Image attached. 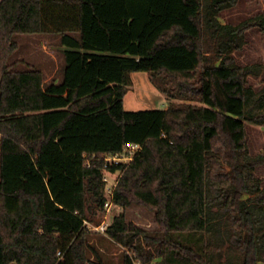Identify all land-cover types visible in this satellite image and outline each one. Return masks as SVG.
I'll list each match as a JSON object with an SVG mask.
<instances>
[{
    "label": "trees",
    "instance_id": "16d2710c",
    "mask_svg": "<svg viewBox=\"0 0 264 264\" xmlns=\"http://www.w3.org/2000/svg\"><path fill=\"white\" fill-rule=\"evenodd\" d=\"M236 2L0 0V264H105L88 223L104 211V175L114 205L158 223L112 216L122 264H264V152L246 134L264 125V85L249 82L264 64L234 56L250 29L264 33V11L222 21ZM21 34L58 37L59 82L16 68ZM133 71L187 101L125 110ZM128 143L131 160H105Z\"/></svg>",
    "mask_w": 264,
    "mask_h": 264
},
{
    "label": "rangeland",
    "instance_id": "374dc122",
    "mask_svg": "<svg viewBox=\"0 0 264 264\" xmlns=\"http://www.w3.org/2000/svg\"><path fill=\"white\" fill-rule=\"evenodd\" d=\"M264 11V0H237L234 6L225 9L220 19L225 22L238 23L239 21ZM16 41L19 47L14 51L11 59L17 60L16 68L36 66L43 72L44 84L59 82L63 69V58L61 46L57 36L30 37L28 35H17ZM243 48L237 51L234 56L239 64L261 62L264 64V33L256 28L250 29L245 35ZM164 82V81H163ZM249 82L254 86L264 85L263 74L255 78L249 77ZM160 81L152 77L149 71H133L129 73L127 91L123 97L125 110L137 111L145 109H164L170 104H179L187 100L181 97H170L163 92L159 85ZM247 144L251 153L264 152V125L246 124ZM256 174L264 183V164L256 169ZM107 185H112L115 177L106 175ZM123 211L126 221L144 229H157L158 223L155 220L154 211L142 205L133 203L126 208L112 204L106 212V221L111 222L114 214ZM98 214V213H97ZM88 214L91 219L89 227L92 230L90 241L99 251L105 264H122L121 252L123 246L110 238L106 233L95 230L93 227L102 220V213ZM98 223V224H99Z\"/></svg>",
    "mask_w": 264,
    "mask_h": 264
},
{
    "label": "built area",
    "instance_id": "2783aa9c",
    "mask_svg": "<svg viewBox=\"0 0 264 264\" xmlns=\"http://www.w3.org/2000/svg\"><path fill=\"white\" fill-rule=\"evenodd\" d=\"M139 149V145L136 143H128L125 145L123 151L121 153L109 154L105 157V160L108 162H127L132 159L134 152ZM103 179L107 182L108 178L104 175ZM116 180L112 183V185H106V194L107 200L104 202V211L102 212V220L99 224L95 225L93 228L100 232H105L106 227L108 226V222L106 221V212L109 210L110 206L113 204L112 202V192L113 187L115 185ZM60 254V252H58Z\"/></svg>",
    "mask_w": 264,
    "mask_h": 264
}]
</instances>
